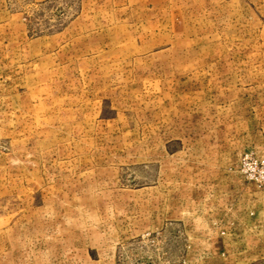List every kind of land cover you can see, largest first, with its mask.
<instances>
[{
	"label": "rangeland",
	"instance_id": "374dc122",
	"mask_svg": "<svg viewBox=\"0 0 264 264\" xmlns=\"http://www.w3.org/2000/svg\"><path fill=\"white\" fill-rule=\"evenodd\" d=\"M240 185L264 0H0V264L181 263L220 232L197 199Z\"/></svg>",
	"mask_w": 264,
	"mask_h": 264
},
{
	"label": "crops",
	"instance_id": "0c3cea01",
	"mask_svg": "<svg viewBox=\"0 0 264 264\" xmlns=\"http://www.w3.org/2000/svg\"><path fill=\"white\" fill-rule=\"evenodd\" d=\"M202 200L194 203L204 211L195 224L215 225L220 232L191 237L192 249L177 264H264V191L219 187Z\"/></svg>",
	"mask_w": 264,
	"mask_h": 264
}]
</instances>
